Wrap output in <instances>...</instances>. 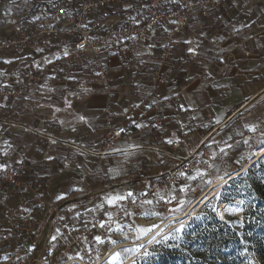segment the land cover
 Masks as SVG:
<instances>
[{
    "label": "crops",
    "instance_id": "1",
    "mask_svg": "<svg viewBox=\"0 0 264 264\" xmlns=\"http://www.w3.org/2000/svg\"><path fill=\"white\" fill-rule=\"evenodd\" d=\"M219 1L216 14H211L205 20L210 24L223 23L227 35L224 36L222 31L218 30L196 38H181L177 43L181 56L173 61V67H161L159 59L152 55V46L159 41V32L152 30L145 44L138 46L131 57L117 58L111 51L100 54L101 63L106 64L104 66L108 80L106 88L94 89L90 82L79 81L78 75L89 68H78L71 61L60 62L59 71L53 74L54 78L67 80V86L31 87L25 99L0 97V119L18 125L17 131L12 135L0 130V164L15 160L20 163L28 160L31 164L44 161L36 168H27L22 179L37 186L38 192H47L50 203L46 206L48 210H52L50 217L54 223L61 216L65 217L66 223L78 222L84 216L82 213L84 208H88L89 213L97 217L94 220H99V224L105 223L107 229L111 226L107 222L109 220H126L130 224L131 221L137 220L138 216L150 217L154 213H159L162 209L157 203L155 207L150 208L147 203L138 201L139 195L148 183L145 179L146 172L152 166L168 164L160 154L148 150L147 147L164 144V150H168L169 146L166 143L168 139L181 140L176 136L177 131L183 130L184 134L196 142L214 126L223 123L224 142L218 139L216 141L220 145L226 144L230 138L238 141L234 147L220 156V160L228 167L233 163L244 162L252 151L262 147L264 15L258 12L256 7L264 6V1L259 3H254L253 0ZM8 2L6 1L7 6L12 8L25 2L29 7L33 5L27 0H18V3ZM196 15V12L191 13L193 18ZM190 48L195 51L189 52ZM232 49H236L238 53L232 56L228 70L223 71L222 68L227 63V57ZM186 52L189 54L188 59L184 56ZM48 55L42 52L36 54L35 58L29 57L27 62L43 65ZM5 60H11L12 63L6 64ZM21 63L12 56L4 55L0 60V71L3 70L4 64L15 71ZM212 63H217L220 70L216 72L210 70ZM148 68H159L166 78L165 84L149 90L148 84L139 82L138 75L143 69ZM70 75L75 78L69 79ZM196 75L197 79H194ZM4 81L6 82L5 78L0 76V83ZM117 81L123 83L113 86L112 84ZM84 88L89 91L84 92ZM134 90L148 95L147 100L142 101L138 109L133 108V104L137 102L132 95ZM53 96L58 97V101H52ZM164 97L168 99L165 100ZM65 98L70 101L71 107L66 106ZM125 100H128L127 107H124ZM153 101L156 103L153 104ZM108 102L114 104L109 115L123 116L132 130H137L140 136L134 140L114 138L108 151L102 156H97L90 151H98L109 138L90 139L92 135L98 133L99 117L83 112L87 109H101ZM55 108H60L61 111L57 112ZM207 114L214 116L208 118ZM166 115L170 120L163 129L169 128L171 137L160 140L154 134L156 128L154 121ZM80 116L86 117V120H80ZM137 124L143 127L137 128ZM53 140L56 143H52ZM70 142H74L79 148L67 146ZM58 146H67L66 156L56 154ZM49 156L53 159H48ZM196 180L197 178L186 180L185 177L181 179L178 184L180 187L186 182H190L191 187L184 189L186 197L178 206H187L191 200L188 199L189 194L195 196L191 188L200 190L205 185L201 187L194 185ZM4 187V192L0 193L2 208L8 203L11 204V201L7 200V194L15 192L8 184ZM73 188L82 191H72ZM128 192L134 193V197L127 199L128 205L122 207L120 218L114 219L111 216L110 219L106 213H111L112 208L105 203L106 196ZM61 193L68 195L63 200H56L57 195ZM25 194L30 198L35 195L30 189ZM80 199L83 201L87 199L84 206L78 205L77 201ZM101 204L103 207H100ZM73 205L76 206L74 209ZM183 210L184 208L180 212ZM76 212L81 214L79 219H74Z\"/></svg>",
    "mask_w": 264,
    "mask_h": 264
},
{
    "label": "built area",
    "instance_id": "2",
    "mask_svg": "<svg viewBox=\"0 0 264 264\" xmlns=\"http://www.w3.org/2000/svg\"><path fill=\"white\" fill-rule=\"evenodd\" d=\"M6 1L18 3V0H0V60L4 55H8L22 62L15 71L8 65H3L2 72L6 73L3 78L6 82L0 83V97L9 99H25L31 87L67 86V80L53 78V74L59 71L60 62L72 61L78 68H89L88 71L78 75V80L90 82L94 89L106 88L108 80L106 70L99 59L100 54L111 51L117 58L131 57L138 46L145 44L152 30L159 32V41L152 46L151 52L159 59L163 68L173 67V61L180 58L181 53L177 43L181 38H196L218 30H221L224 36L227 35L223 29V23L210 24L205 20L211 14H216L219 0H35L30 7L25 2L16 4L15 8L7 6ZM253 1L259 3L264 0ZM61 8L66 9V14L60 13ZM256 9L264 15V6H257ZM195 12L197 15L194 18L191 17V13ZM81 43L84 44L83 49L79 47ZM65 47L70 52L67 57L62 54ZM42 52L49 54L46 60H51V63L45 61L43 65H34L32 62H27L29 57L35 58L36 54ZM237 53L236 49L231 50L227 63L222 68L223 71L228 70L232 56ZM58 54L60 59L56 58ZM184 56L189 58L187 52ZM209 68L214 72L220 70L217 63H212ZM193 78L197 79V75ZM137 79L141 83L148 84L149 90H154L166 82L159 68L143 69ZM122 83L123 81H117L112 85L117 86ZM132 95L137 99V102L133 104L134 109H138L141 102L148 98L146 93L138 90H134ZM53 100L58 101V97L53 96ZM127 106L128 100H125L124 107ZM113 108L114 104L108 102L101 109H87L83 112L96 114L99 117L98 133L90 135V139L109 138V141L103 143L98 151H90L91 154L104 155L114 138L123 137L134 140L140 136L137 130H132L123 116L109 115ZM213 116V114H207L208 118ZM169 120L170 117L167 115L155 119L154 134L158 139L166 140L171 137L170 129H163ZM17 128L18 125L15 123L0 119V130L8 135L14 134ZM120 129L125 131L117 134ZM224 129L223 123L217 124L196 142L180 130L176 132V136L181 140L168 144V150H164V144L147 147L148 150L151 149L160 154L168 164L152 166L146 172L145 179L148 183L139 195L138 201L155 199L158 207L166 215L172 213V209L184 201L186 197L184 189L191 187L190 182L180 187L178 184L181 179L185 177L189 180V178L197 177L199 173H210L214 167L215 171L219 172L225 166L220 156L235 146L238 141L230 138L226 144L220 145L216 140L224 142ZM67 146L79 148L74 142H70ZM67 146H58L56 154L66 156ZM214 162H216L215 165ZM43 163V160L34 164L28 160H23L22 163L15 160L3 164L6 168L0 170V193L4 192L5 184L19 195L30 189L35 194L29 199L30 207L42 209L50 203L49 195L46 191L38 192L37 186L22 179V175L27 168H36ZM191 190L198 196L199 190L196 188ZM127 205L128 201L124 200L115 208L111 207L112 218H120L123 212L122 207ZM2 212L0 209V213ZM153 215L160 218L159 213ZM93 225H100L99 220H96ZM57 242L63 248L72 243L67 234H64V238L58 237ZM16 255L20 258L19 254ZM26 257H23L24 260ZM9 258L10 256L7 259Z\"/></svg>",
    "mask_w": 264,
    "mask_h": 264
},
{
    "label": "rangeland",
    "instance_id": "3",
    "mask_svg": "<svg viewBox=\"0 0 264 264\" xmlns=\"http://www.w3.org/2000/svg\"><path fill=\"white\" fill-rule=\"evenodd\" d=\"M101 64L106 66L104 63ZM251 157L252 153L244 162L224 166L219 172L215 171L214 167L210 173H199L195 177L197 180L194 181V185L201 187L205 184L199 190L200 193L207 187L212 177L230 175L249 162ZM196 196L189 194L188 199L192 200ZM29 199L30 196L25 193L21 196L12 192L7 194V200H10L11 204L8 203L7 208L0 206L3 211L0 213L3 216L0 219V227H9L8 232L0 238V264H79L71 263L73 259L69 260V255L83 263L101 260L100 252L105 243L110 239H116L123 230L129 244L116 249L114 255L120 253V258L113 261L111 257L114 255H110L102 264H132L133 260L136 264H257L255 251L258 243L264 242V155L248 166L241 175L219 185L214 196L191 216L186 219H175L168 224L169 226L159 230L147 245L135 246L133 243L168 217L162 210L159 211L160 218L157 216L158 220L152 226L144 225L137 220L131 221L130 224L126 220H109L107 222L111 224L113 231H108L109 228H101L100 225L93 227L96 216L89 211L87 214L88 208H84L82 220L67 222L71 227L65 229L63 228L65 220L58 219L54 223L50 217L52 210H48L46 205L42 209L32 208ZM86 201L87 199L85 201L80 199L77 202L79 206H84ZM221 202L226 206L218 212L217 206ZM186 207L176 206L172 213L180 214L182 213L180 210ZM154 216L156 215L138 217L148 221ZM181 221L184 227L182 231L177 232ZM84 222H87L86 227ZM117 224L120 225L119 230ZM57 227L70 237L72 243L63 248L58 242H52L55 248L45 261L50 247V237L55 234L54 230ZM73 228L79 230L74 231ZM140 228L149 231L142 234L138 231ZM95 236H100L105 242L96 243ZM32 245L36 246L35 250L28 252ZM125 248L133 249V252L125 253L123 251ZM148 250L151 252L144 257ZM77 253L83 257L82 260L76 258ZM16 254H19L20 258ZM25 256L27 257L24 260Z\"/></svg>",
    "mask_w": 264,
    "mask_h": 264
},
{
    "label": "bare ground",
    "instance_id": "4",
    "mask_svg": "<svg viewBox=\"0 0 264 264\" xmlns=\"http://www.w3.org/2000/svg\"><path fill=\"white\" fill-rule=\"evenodd\" d=\"M263 155H264V144L262 145V147L254 150V152L252 153V157H251L250 161L247 162L243 167L231 172V174L228 176L217 175L215 177H212L209 180V184L204 189V191L198 197L192 199L187 204V207L184 209V211H182V213H180V214L169 213L167 215L168 216L167 218L162 219L161 222H159L155 228H153L147 235H145L142 238H140L139 240H137V242L133 243V245H135V246L140 245V244L141 245H147L151 241L153 236L159 230H162L166 226H169L168 224L170 222H172L173 220L184 219V218L186 219L189 216H191V214L195 210L200 208V206L202 204L206 203L210 198H212L214 196V194L216 193V190H218L219 185L223 184L225 181L230 180L232 177H237V176L241 175L244 172V170L247 169L248 166H250L251 164L256 162L258 159L262 158ZM220 177H223V179H220ZM225 206L226 205L224 202L219 203L217 206L218 212H221ZM157 220H158L157 215L152 217V219H150L148 221L141 218V217H137L138 222H140L144 225H149V226L154 225ZM115 240L118 241V243L115 245L110 243V241H107L105 243L106 244L105 247H103L102 251L100 252V256H102L101 260L98 259V260L91 261L89 263H83L78 259H73V261L71 263L77 262L79 264H102L103 262H105L106 259H108L110 257V255H114L117 248L129 244L128 237H127L126 232L124 230L120 231V233L116 236Z\"/></svg>",
    "mask_w": 264,
    "mask_h": 264
},
{
    "label": "snow or ice",
    "instance_id": "5",
    "mask_svg": "<svg viewBox=\"0 0 264 264\" xmlns=\"http://www.w3.org/2000/svg\"><path fill=\"white\" fill-rule=\"evenodd\" d=\"M60 13H61V14H66V9L61 8V9H60ZM82 26H83V27H87V25H82ZM79 47H80L81 49H83V48H84V44L81 43V44L79 45ZM38 50H39V51H42V49H38ZM194 51H195L194 49H191V48L189 49V52H194ZM62 54H63L64 57H67V56L70 54L69 49H68L67 47H65V48L63 49V51H62ZM56 58H57V59H60V55L58 54V55L56 56ZM51 62H52L51 60H46V63H51ZM4 63H6V64H7V63H12V61H11V60H5ZM37 67H39V65H37ZM3 75H6V73L0 71V76H3ZM96 75H100V73H96ZM53 78H54V77H53ZM68 78H69V79H74L75 77L70 75ZM3 86H4V87H7V85H3ZM49 91H54V89H49ZM83 91H84V92H88L89 89L84 88ZM164 99L167 100L168 97H164ZM152 103L155 104L156 101H153ZM65 104H66L67 107H71V103H70V101L67 100V98H65ZM148 106L151 107V105H148ZM136 107H139V105H136ZM181 107L183 108V106H181ZM55 111L59 112V111H61V109H60V108H55ZM125 111H127V110H125ZM79 119L82 120V121H84V120H86V117H84V116H80ZM61 123H63V121H61ZM136 127H137V128H140V127H143V125H141V124H137ZM73 130H75V129H73ZM252 130L254 131L255 129L253 128ZM124 131H125V129H120V130L118 131L117 134H119L120 132H124ZM177 142H178V141L173 140V139H168V140L166 141V143H168V144H173V143H177ZM5 143H7V142H5ZM52 143H56V141L53 140ZM8 146L11 147V145H8ZM130 147H132V146H130ZM135 147H138V146H135ZM81 154H82V153H81ZM48 159L51 160V159H53V157L49 156ZM5 168H6L5 165L0 164V170H5ZM182 175H183V173H182ZM225 175H226V174H225ZM220 179H223V177H220ZM206 183H207V181H206ZM225 183H226V181H225ZM72 191H82V189L73 188ZM67 195H68V193H61V194L57 195L56 200H63V199H65V198L67 197ZM132 197H134V193H132V192H128V193H126V194H120V193H117V194H115V195H108V196H106V198H105V203H107V205H109L110 207L115 208L116 206L120 205V202H122V201H124V200H127V199H129V198H132ZM133 202H135V201L133 200ZM144 203L151 204L152 201H151V200H145ZM241 203H242V202H241ZM100 207H103V204H101ZM74 208H75V205H73V209H74ZM71 210H72V209H70V211H71ZM175 210H176V209H173V211H175ZM88 211H90V210H88ZM233 211H239V209H233ZM127 214H128V213H126V215H127ZM106 215H108L109 218L111 219V213H106ZM80 217H81V214H80L79 212H76V213H75V216H74V219H79ZM60 219H61V220H64L65 217L61 216ZM84 226H85V227L87 226V222H84ZM69 227H71V224H70V223H65V224H63V228L67 229V228H69ZM93 227H95V225H93ZM100 227H101V228H104V227H105V223H101V224H100ZM183 227H184V223L181 221V222H180V227L177 228L176 231H177V232L182 231ZM117 229H118V230L120 229V225H119V224H117ZM73 230H74V231H78L79 229H78V228H73ZM54 231H55V234L52 235V236L50 237V247H49V249H48V251H47V254H46V256H45V261L47 260V257H48V256H51V255H52V251H53V249L55 248V244L52 243V242H57V241H58V237L64 238V234L61 232V228H60V227L55 228ZM108 231H113V229H112L111 227H109ZM138 231L141 232V233L143 234V233H146L147 231H149V229H143V228H140V229H138ZM125 238H126V237H125ZM94 240H95V242L98 243V244H103V243L105 242L100 236H95V237H94ZM110 243H112V244L115 245V244L118 243V241L115 240V239H110ZM35 247H36L35 245L30 246L29 249H28V252H32V251H34V250H35ZM123 251H124L125 253H129V252H133V249L125 248V249H123ZM144 255H148V253L145 252ZM76 258H79V259H81V260L83 259V257L80 256L79 253H77ZM117 258H120V253H116L114 256L111 257V259H112L113 261H115ZM68 259H69V260H72V259H74V257L71 256V255H69V256H68ZM132 264H136L135 260H133Z\"/></svg>",
    "mask_w": 264,
    "mask_h": 264
},
{
    "label": "trees",
    "instance_id": "6",
    "mask_svg": "<svg viewBox=\"0 0 264 264\" xmlns=\"http://www.w3.org/2000/svg\"><path fill=\"white\" fill-rule=\"evenodd\" d=\"M27 2H29L30 4H34L33 0H27ZM204 191V189L202 190ZM201 191V192H202ZM201 192L198 194V196L201 194ZM196 196V197H198ZM157 203V200H152L151 204H148L150 208L155 207ZM9 227H0V238L2 237L3 234H6V232H8ZM151 252V250H148L147 253L149 255V253ZM257 253V264H264V242H259L257 249L255 251ZM147 255H145L144 257H146ZM142 257V259L144 258Z\"/></svg>",
    "mask_w": 264,
    "mask_h": 264
}]
</instances>
